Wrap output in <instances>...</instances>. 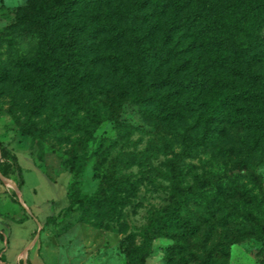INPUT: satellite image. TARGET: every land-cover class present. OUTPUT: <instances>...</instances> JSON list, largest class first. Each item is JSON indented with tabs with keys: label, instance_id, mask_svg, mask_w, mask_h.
Here are the masks:
<instances>
[{
	"label": "rangeland",
	"instance_id": "1",
	"mask_svg": "<svg viewBox=\"0 0 264 264\" xmlns=\"http://www.w3.org/2000/svg\"><path fill=\"white\" fill-rule=\"evenodd\" d=\"M137 1L80 0L70 17L58 22L57 34L61 37L68 23L93 31L98 13L123 25ZM175 1L140 5L141 13H156L131 28L141 39L140 49L111 28L86 40L77 52L79 69L87 74L84 87L73 92L63 74L45 90L44 104L35 112L31 88L51 77L52 67L35 28L15 22V10L27 0H0V171L7 176L0 178L17 199L24 170L64 189L63 204L48 200L49 214L36 233L46 264H164L172 240H150L148 224L180 201L179 195L187 197L195 217L221 203L230 183L237 186L236 198L224 206L237 207L241 215L226 229L234 241L228 264H264V135L213 133L203 142L205 119L221 95L218 87L200 93L159 86L179 59L164 61L145 51L170 34L169 45L177 42L185 49L181 57L209 63L219 81L238 79L228 71L232 52L201 46L208 35H197V24L188 17L199 8ZM213 1L225 9L212 26L216 34L230 31L238 47L254 41L262 48L264 24L254 18L243 23L240 0ZM251 66L264 76V60ZM178 100L190 109L177 114Z\"/></svg>",
	"mask_w": 264,
	"mask_h": 264
},
{
	"label": "trees",
	"instance_id": "2",
	"mask_svg": "<svg viewBox=\"0 0 264 264\" xmlns=\"http://www.w3.org/2000/svg\"><path fill=\"white\" fill-rule=\"evenodd\" d=\"M80 0H27L17 7L14 13L15 22L27 28L33 27L42 44L43 54L52 67V76L31 88L34 96L33 110L39 112L44 104L45 90L60 82L63 74L73 92L84 87L87 74L79 69L77 52L86 40L95 38L105 28H111L117 37L126 35L138 49L142 48L141 39L131 32L133 25L149 21L156 14L154 11L141 13V4L148 0H138L137 7L126 17L123 25L115 22L108 14L98 13L93 31H83L76 23H68L61 37L58 36V22L68 19L74 11V6ZM183 8L189 5L198 7L197 12L188 13L189 21L197 24L199 36L208 35L201 46L207 50L219 48L228 49L235 56L228 71L238 74V79H216L209 66L199 58H184L181 54L185 49L179 43L169 45L170 34L162 37L159 45H149L146 52L164 61L179 59L167 77L159 79V86L174 85L177 90L198 91L206 93L218 87L221 95L215 97L212 112L206 117L201 133V140L206 142L213 133H242L257 130L264 135V76L257 75L251 68L252 61L264 60V45L250 42L246 48H240L229 31L226 35L216 34L212 26L223 19L225 9H218L213 0H176ZM243 7L240 20L248 21L254 18L258 24H264V0H240ZM224 11V12H223ZM244 23V22H243ZM157 25H151L146 35L153 38ZM186 71L187 74H183ZM243 79V80H242ZM226 80V81H225ZM241 80V82H240ZM187 103L176 104V112L189 110ZM4 176L5 173L1 172ZM7 177V176H6ZM237 186L228 184L223 190L222 202L199 210L193 217L187 208V197L179 195L176 203L163 208L158 220L147 226L149 239L158 236L166 237L172 242L164 250V264H228L231 233L228 228L241 215L235 206H224L234 202ZM72 204V201H71ZM223 231L218 232L219 228ZM236 240V239H234Z\"/></svg>",
	"mask_w": 264,
	"mask_h": 264
},
{
	"label": "crops",
	"instance_id": "3",
	"mask_svg": "<svg viewBox=\"0 0 264 264\" xmlns=\"http://www.w3.org/2000/svg\"><path fill=\"white\" fill-rule=\"evenodd\" d=\"M23 178L18 199L0 178V264H46L40 257L43 252L36 247V233L49 214L48 200L63 204L61 185H50L34 171L24 170Z\"/></svg>",
	"mask_w": 264,
	"mask_h": 264
}]
</instances>
